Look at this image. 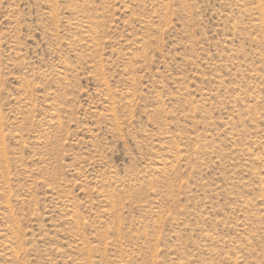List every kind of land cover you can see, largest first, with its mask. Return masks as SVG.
<instances>
[{"label": "rangeland", "instance_id": "obj_1", "mask_svg": "<svg viewBox=\"0 0 264 264\" xmlns=\"http://www.w3.org/2000/svg\"><path fill=\"white\" fill-rule=\"evenodd\" d=\"M0 264H264V0H0Z\"/></svg>", "mask_w": 264, "mask_h": 264}]
</instances>
